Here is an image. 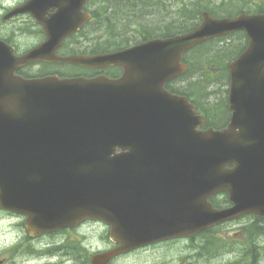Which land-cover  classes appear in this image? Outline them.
<instances>
[{"label":"water","instance_id":"obj_1","mask_svg":"<svg viewBox=\"0 0 264 264\" xmlns=\"http://www.w3.org/2000/svg\"><path fill=\"white\" fill-rule=\"evenodd\" d=\"M50 1L58 10L43 43L16 55L0 40V208L26 214L32 232L84 218L108 222L120 246L95 264L245 213L264 215V14L205 12L189 32L61 56L62 41L90 17L85 0H31L10 16L46 11ZM238 30L249 45L230 64V122L200 131L205 119L165 84L188 69L186 50ZM39 60L124 72L117 79L16 73ZM221 190L233 205L215 209L208 199Z\"/></svg>","mask_w":264,"mask_h":264},{"label":"flooded vegetation","instance_id":"obj_2","mask_svg":"<svg viewBox=\"0 0 264 264\" xmlns=\"http://www.w3.org/2000/svg\"><path fill=\"white\" fill-rule=\"evenodd\" d=\"M9 2L10 0H4ZM31 0H13L8 8L0 14L1 24H14V29L11 35L6 37L0 36L7 41L13 43L17 53H22L25 49H21L17 39L21 35L38 39L36 43L42 42L47 35L44 28L47 25V20L51 18V14L57 10V6L50 1L44 11L36 9L43 22H39L37 18L31 13L18 14L14 17L5 20V14L12 8H15L25 2ZM249 6L255 8L257 4L264 3V0H245ZM264 4L261 6L263 7ZM85 11H92L94 16L98 14L97 10L88 8L87 4ZM7 15V14H6ZM2 20V22H1ZM101 17L93 24H102ZM105 22V20H104ZM89 23L84 24L83 28L89 27ZM1 27V26H0ZM77 34V33H76ZM74 34V35H76ZM237 37H241L249 42L248 36L244 31L234 33ZM72 35L65 43L74 37ZM64 44V43H63ZM228 195L226 193H219L211 197V201L217 208L227 207ZM11 214V213H8ZM23 217V216H22ZM29 218H0V264H95L93 259L99 253L114 249L119 246L111 238L112 226L101 219L86 218L75 225H68L58 227L51 231L32 232L27 226ZM219 228V236H217L216 243L219 247L218 256H223L224 252H232L233 256L225 264H255L256 253V239L255 235L259 236V247L264 244V218H256L254 215H249L248 218L240 217L229 221L219 223L216 226L210 227L205 231L187 238H178L185 240L186 245L183 247V254L188 253V261L183 260L180 264H206V245L192 247L207 233H212L214 229ZM240 234V238H233L232 241H227V235L236 236ZM234 233V234H231ZM220 238L223 240L220 242ZM170 241V240H169ZM176 240L171 239V242ZM167 242V241H164ZM163 243V242H161ZM160 244V243H157ZM156 245L150 244L145 247ZM140 247L129 252L117 253L106 264H128L126 258L128 255L143 249ZM226 249V250H225Z\"/></svg>","mask_w":264,"mask_h":264},{"label":"trees","instance_id":"obj_3","mask_svg":"<svg viewBox=\"0 0 264 264\" xmlns=\"http://www.w3.org/2000/svg\"><path fill=\"white\" fill-rule=\"evenodd\" d=\"M218 0H186L179 3L177 6V15L170 19V17L156 16L150 20L142 21L141 27L138 31H134L132 35L118 36L114 30V18L111 20L113 22H108L104 24L102 28L93 30V33H97L100 30L105 31L103 36H96L93 38L89 35H85V40H89L93 43L91 50L84 51L88 53H99L117 49H123L133 43L144 41L154 37H169L175 34L183 33L195 28L201 21L202 15L205 11H209L214 16H224L232 15V13L220 14L219 9H231L233 13L248 11L251 12H260L264 13V5L257 4V10L251 6H245L244 0H222L219 4ZM240 2L242 6H240ZM122 2V0L114 1L115 14L114 17L121 14H128L131 16L138 15L139 12L146 7L158 6V3L146 1L145 3H131ZM156 8V7H154ZM153 14V13H152ZM159 14L156 11L157 15ZM104 22V21H103ZM113 28L112 30H110ZM109 41H107V39ZM231 42L223 43L222 46H219V40H210L205 43L199 44L189 52L185 54V61L189 64V70L183 75V78L189 77V85L179 86L169 83L168 87L173 91L181 94H186L197 104L201 111L205 112L209 117V125L219 128V106L225 108V111L230 114L228 99L226 92L228 94V89L226 90L224 98L219 100V97H216L218 91L221 90L219 87V81L223 84H228L230 81L229 76V61L236 58L245 48L247 40L243 38V35L239 39H231ZM76 50H83L89 48L86 45H76L74 47ZM72 48V51L75 49ZM80 48V49H78ZM220 54V56H219ZM121 69L119 67H109L106 69H81L76 75H85L93 76L96 74L104 73L109 76L119 75ZM24 76H29L26 72L20 71ZM60 75H67L66 73L60 72ZM35 76V75H32ZM214 85H218L214 89ZM213 238V236H211ZM208 246L206 249L214 248L211 244V240L207 241Z\"/></svg>","mask_w":264,"mask_h":264},{"label":"rangeland","instance_id":"obj_4","mask_svg":"<svg viewBox=\"0 0 264 264\" xmlns=\"http://www.w3.org/2000/svg\"><path fill=\"white\" fill-rule=\"evenodd\" d=\"M96 0L93 1V5L94 2ZM155 3H158V6H154V7H146L143 8V10L141 12H139L138 16H131V15H126V14H121V15H117V17H114V32L118 35V36H122V35H132V33L134 31H138L139 28L141 27L142 21L145 20H150L153 17L156 18V16L159 15V17H162V15L164 17H176L177 15V6L179 5L180 2H182L183 0H153ZM185 1V0H184ZM188 0H186L187 2ZM227 1H231V0H227ZM235 1V0H233ZM239 1V0H237ZM245 1V0H244ZM13 0H10L9 2L4 1V0H0V14H2L6 8H8V6H10L9 4L12 3ZM221 0H218L217 3H221ZM92 6V4L90 5ZM240 6H242V3L240 2ZM245 6H248V3L245 1ZM96 7V6H95ZM156 11L159 12V14H156ZM220 14H226V13H233L231 11V9H219ZM153 13V14H152ZM2 22V20H1ZM113 24V22H112ZM0 36L4 35L6 37L11 35L12 30L14 29V24L8 23V24H1L0 25ZM113 28H111L110 30H112ZM105 34V31L100 30L97 33H95V37L96 36H103ZM107 39V38H105ZM108 40V39H107ZM38 41V39H36L35 37H28L25 35H21L18 39H17V43L20 46L21 49H27L33 45H35V43ZM66 70L69 71H73L75 68L73 66H69V65H65L63 66ZM64 68H60L61 70L64 71ZM40 69V66L35 65V67H33V70L30 73H37ZM219 83V87H221V90L218 91V94L216 97H219V100H222L224 98V95L227 90L228 85L223 84L222 82H218ZM216 87H218V85H214V89H216ZM224 91V92H223ZM227 95V92H226ZM0 218H21L18 215H12V214H8L7 212H3L0 211ZM219 232V228L214 229V231L212 232V235H216L219 236V234L217 233ZM234 234V233H231ZM228 238L225 239L227 241H232L233 238H240V234L237 235L236 232V236H232V235H227ZM223 239L220 238V242ZM186 245L185 240H177L174 242H166V243H160V244H156V245H151L148 247H145L143 249H140L130 255L127 256L126 258V263L128 264H180V262H182L183 260H187L188 261V253H184L183 254V247ZM226 250V249H225ZM233 256L232 252H224L223 256H210L208 255L206 257V261H208L207 264H225L231 257ZM264 257V256H263ZM256 264H264V258L259 259L257 261Z\"/></svg>","mask_w":264,"mask_h":264}]
</instances>
